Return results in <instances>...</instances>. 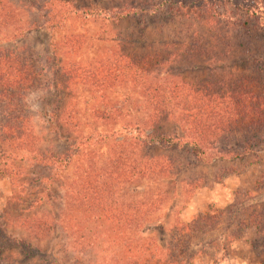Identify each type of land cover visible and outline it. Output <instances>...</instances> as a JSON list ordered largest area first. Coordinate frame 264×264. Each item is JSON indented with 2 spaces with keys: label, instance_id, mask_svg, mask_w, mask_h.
Segmentation results:
<instances>
[{
  "label": "rangeland",
  "instance_id": "rangeland-1",
  "mask_svg": "<svg viewBox=\"0 0 264 264\" xmlns=\"http://www.w3.org/2000/svg\"><path fill=\"white\" fill-rule=\"evenodd\" d=\"M7 1L18 16L0 35V49L17 54L30 47L38 62L35 69L44 73L27 96L37 150L60 157L70 149L78 156L67 166L15 162L23 168L18 183L10 182L9 199L0 194V264H112L114 257L123 260L126 254L123 241L115 236L108 240L100 232L109 226L125 230L126 243L138 239L139 264H155V248L172 249L164 258L167 253L188 264H264V118L252 128L230 127L208 142L209 160L219 157V150L245 153L240 160L223 156L202 163L183 150L143 147L140 141L152 131L148 85L146 91L136 87L141 81L128 72L132 60L156 52L164 43L169 45L166 56L183 43L178 57L162 67L167 72L163 83L206 94L239 89L230 104L222 103V112L238 113L234 103L243 94L244 106L256 105L259 116L264 110V0H173L185 5L175 10L168 7L170 0ZM46 3L74 16L60 25L53 22L58 27L52 28L45 23ZM123 3L142 13V19L114 21L112 11ZM74 9L81 10L75 14ZM55 21H61L60 16ZM119 57L127 63L123 77L101 84L99 72L112 68ZM73 66L88 70L98 82L72 77L66 83ZM117 69L124 71L123 66ZM97 111L107 119L95 118ZM68 117L76 128L68 126ZM179 118L164 124L166 135L181 134ZM3 147L0 142V154ZM119 153L125 174L111 176ZM169 158L179 163L172 175L149 176L151 159ZM76 178L84 180L87 200L73 223L86 238L99 231L96 244L76 241L60 225L40 239L26 229V219L55 223L65 192L59 184ZM89 187L100 189L99 197ZM108 212L122 218L107 220ZM198 216L203 218L196 230L181 238L179 231ZM179 243L185 246L183 254Z\"/></svg>",
  "mask_w": 264,
  "mask_h": 264
},
{
  "label": "trees",
  "instance_id": "trees-1",
  "mask_svg": "<svg viewBox=\"0 0 264 264\" xmlns=\"http://www.w3.org/2000/svg\"><path fill=\"white\" fill-rule=\"evenodd\" d=\"M170 1L171 5H167L172 10L177 8L184 9L185 7V5L179 2L173 4L174 1ZM54 2L57 1L54 0ZM45 5L49 6L45 8V17L47 18L45 23L50 24L48 26L52 28L58 27L53 25V22L60 25V23L65 22L68 16H74L69 10L67 11L63 8H59V10L50 9L51 3H46L44 6ZM80 10L81 9H74L75 14H78ZM114 11L116 12L115 14H117H114L115 17H113V19H116L114 21L131 20L137 18L136 16H139V18L142 16V13L137 14V10H135L131 4L127 3H123L112 12ZM261 14L264 15V11ZM17 16L18 13L16 9L7 0H0V35L2 32L15 25ZM57 16H60L61 21H55ZM261 18L262 22H264V16ZM168 47V43H164L161 49L156 50V52L154 51L150 55L136 59V61L132 60L128 67V72L141 81L136 87H143L146 91L144 86L148 85L147 96L149 99L147 107L150 111L148 121L152 131L140 141V145L163 151L177 152L183 150L189 153L195 161L202 163L211 162L213 158L221 159L223 156H225L223 158H228L231 161L242 159L245 153L240 156L242 152L227 153L223 150H219L217 155L219 157L213 156V158L209 160L207 156H210V154L206 151L207 146H210L208 142L230 127L236 126V128H238L237 130L246 127L252 128L253 125L257 124L256 121L260 116L261 119L264 118V110L261 113L262 115L256 116V111L258 110L256 105H250L248 103L244 106L243 94H241L238 102L234 103L235 111H238V113L228 115L222 112V103L228 100L227 102L230 104V101H233L234 95L239 89H230V91L227 90L225 93L208 91L206 94L199 93V89L196 88L184 89L181 84L163 83V77L166 76L167 72L166 70L164 71L162 67L166 68L170 58L178 57V51L183 47V43L179 45L180 48H178L177 51L166 56L164 50ZM190 52L193 51L190 50ZM124 60L125 58L122 57L115 58L112 63V68H107V71H103L102 69V71L99 72L102 79L101 84H111L115 79L123 77L124 74L122 75L121 73L126 72L127 65V63L124 64ZM36 63H38L36 56H34L33 50L30 47L21 48V51L17 54L12 50L0 49V142L2 147L4 146V151L0 154V161L3 162L1 164L2 168L0 169V180L7 178L11 183H13V181L18 183L23 170L22 167L15 165V162L21 163L24 160H31L44 167H49L52 163L64 164V166H67L74 156H78L76 155L77 152H72L70 149H68L66 154L60 155V157L48 156L47 154L39 153L37 150L38 139L31 128V115L27 103L28 93L39 84L42 76H44L43 69H35ZM120 66L124 67V71L119 69L115 71V68ZM67 71L70 72H67V75H65L68 77L66 83L72 79V77L78 80L84 79L85 81L98 82L92 77L94 74H91L88 70L82 71L80 68L73 66ZM142 80L145 81V84H142ZM206 86L209 87V84L206 83ZM258 108H261V105H259ZM241 115H244V118H241ZM174 116L180 117V122H182L181 134L178 135L174 133L173 136L166 135L163 132L164 124L168 123ZM95 118L100 120L107 119L103 113H98V111L95 112ZM72 121L73 119L68 117V126L76 128L77 125L71 123ZM213 150L216 151V149ZM121 156L122 154L119 153L116 160L113 161L109 169V175L118 177L119 175L125 174L124 161ZM121 161H123L122 164L119 163ZM174 164L170 158L169 160L151 159L147 165L146 171L149 176L153 177L172 175V172L178 169L176 165L179 163H176V165ZM46 180H49V178ZM89 185H93V182ZM108 185L110 190L113 189L111 184ZM59 188H64L65 192L60 199L58 198L61 205L55 223L44 219H26L22 224L26 226V229L35 232L39 239L46 238L49 232L54 231L58 225H60L59 227L65 235L68 236L71 234L76 241L81 240L82 244L87 240L95 245L98 240L99 231H94L91 236L86 238L81 234L83 231L77 228L73 223L76 219L74 216L80 213L81 209H83L84 201L87 200V197L84 196V180L76 178L70 182L62 181L59 184ZM87 189L94 190L92 193L93 196H97L96 193L100 191V189L97 190L91 187ZM41 199L36 201V203H40ZM106 215V219L110 221L122 218L121 214H113L111 212H108ZM202 218L203 217L198 216L191 223L184 225L183 230L178 233L181 235L180 237L183 238L186 233L195 231L198 219ZM100 232L109 238L108 240L111 238L113 239L115 236L117 241L124 242L123 251L126 254L123 256L124 259L118 260L114 257L112 264H117L118 262L121 264L140 263L139 257H141V247L137 248L139 245L138 239H135L133 245L129 244V242L126 243L124 241L125 230L111 226ZM177 246H180L179 251L183 254V249H185L184 244L179 243L176 247ZM171 250L172 249L155 248L152 256L155 264H188V262L184 263L182 261L172 260L168 257L167 253L165 256L166 258H164V253ZM135 260L138 262H135Z\"/></svg>",
  "mask_w": 264,
  "mask_h": 264
},
{
  "label": "crops",
  "instance_id": "crops-1",
  "mask_svg": "<svg viewBox=\"0 0 264 264\" xmlns=\"http://www.w3.org/2000/svg\"><path fill=\"white\" fill-rule=\"evenodd\" d=\"M12 193V188L9 180L2 179L0 180V194L1 198L8 199Z\"/></svg>",
  "mask_w": 264,
  "mask_h": 264
}]
</instances>
